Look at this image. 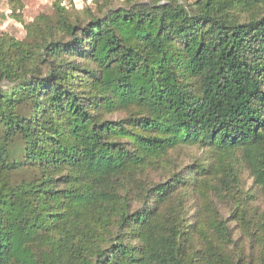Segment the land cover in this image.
<instances>
[{"label":"trees","instance_id":"trees-1","mask_svg":"<svg viewBox=\"0 0 264 264\" xmlns=\"http://www.w3.org/2000/svg\"><path fill=\"white\" fill-rule=\"evenodd\" d=\"M263 6L55 5L28 40L1 36L0 264H231L222 220L190 249L199 172L166 157L238 152L264 193Z\"/></svg>","mask_w":264,"mask_h":264},{"label":"rangeland","instance_id":"rangeland-1","mask_svg":"<svg viewBox=\"0 0 264 264\" xmlns=\"http://www.w3.org/2000/svg\"><path fill=\"white\" fill-rule=\"evenodd\" d=\"M165 1V0H162ZM191 4L195 0H178ZM122 0H0V37L4 34L17 40H28L30 24L43 14L56 20L55 5L69 16H86L88 12L98 13L106 6L120 5ZM264 11V6L261 7ZM247 12L242 16L247 17ZM126 112H116L112 119L125 117ZM218 151L202 149L196 145H183L171 149L167 154L169 162L177 169L186 170L196 165L199 172L193 196L189 198L187 222L195 224L191 232L193 246L200 248L206 237H214L213 220H222L228 237L220 245L223 256L231 264H264V193L256 184L245 165L237 156H229L223 161ZM202 169V170H201ZM232 170L234 176L224 177L223 171ZM150 177L157 178L155 173ZM223 179H228L222 181ZM190 196V195H189ZM203 229L202 234L198 230ZM189 230V229H187Z\"/></svg>","mask_w":264,"mask_h":264}]
</instances>
